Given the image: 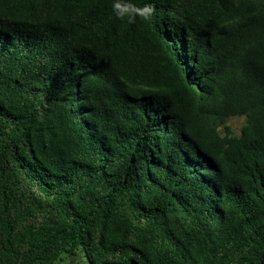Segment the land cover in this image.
I'll return each mask as SVG.
<instances>
[{"label":"trees","instance_id":"obj_1","mask_svg":"<svg viewBox=\"0 0 264 264\" xmlns=\"http://www.w3.org/2000/svg\"><path fill=\"white\" fill-rule=\"evenodd\" d=\"M79 249L264 264V0H0V264Z\"/></svg>","mask_w":264,"mask_h":264},{"label":"rangeland","instance_id":"obj_2","mask_svg":"<svg viewBox=\"0 0 264 264\" xmlns=\"http://www.w3.org/2000/svg\"><path fill=\"white\" fill-rule=\"evenodd\" d=\"M245 121V116H234L229 119L228 125L236 134H240ZM221 130L223 131V128H221ZM62 257L63 258L55 264H88L84 252L80 249L75 253H64Z\"/></svg>","mask_w":264,"mask_h":264}]
</instances>
